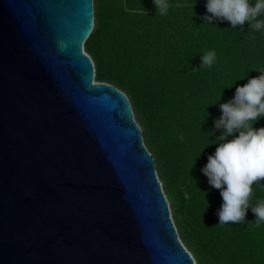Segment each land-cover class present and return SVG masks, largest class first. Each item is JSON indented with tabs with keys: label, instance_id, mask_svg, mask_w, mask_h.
<instances>
[{
	"label": "water",
	"instance_id": "obj_1",
	"mask_svg": "<svg viewBox=\"0 0 264 264\" xmlns=\"http://www.w3.org/2000/svg\"><path fill=\"white\" fill-rule=\"evenodd\" d=\"M93 0H0V264H194L126 94L94 80Z\"/></svg>",
	"mask_w": 264,
	"mask_h": 264
},
{
	"label": "trees",
	"instance_id": "obj_2",
	"mask_svg": "<svg viewBox=\"0 0 264 264\" xmlns=\"http://www.w3.org/2000/svg\"><path fill=\"white\" fill-rule=\"evenodd\" d=\"M166 3L167 13L157 16L153 0H93V27L83 50L94 80L128 97L178 236L194 262L264 264V221L256 224L250 207L247 223L218 225L223 200L202 171L222 142L216 140L222 130L214 126L222 115L219 104L264 72V26L249 34L250 23L234 29L226 20L209 24L200 19L210 15L207 0ZM257 19L264 20V11ZM211 52L212 65L199 69L201 57ZM253 127H264V118ZM249 204H264V181L252 185Z\"/></svg>",
	"mask_w": 264,
	"mask_h": 264
},
{
	"label": "clouds",
	"instance_id": "obj_3",
	"mask_svg": "<svg viewBox=\"0 0 264 264\" xmlns=\"http://www.w3.org/2000/svg\"><path fill=\"white\" fill-rule=\"evenodd\" d=\"M153 3L157 16L165 15L170 7L166 0H153ZM125 8L127 10V6ZM206 8L210 15L200 19L209 24L226 20L234 29L250 23L249 34L264 26V20L257 19L264 11V0H257L254 5L249 0H207ZM141 11L147 13L143 7ZM214 56V52L204 54L199 69L211 66ZM219 107L222 115L215 120L214 126L222 130L216 138L222 142L218 143L214 155L208 156V162L202 169L210 186L220 191L223 200L217 213L218 225L247 223L246 215L250 207L257 217L255 223L259 224L264 221V204L250 206L249 199L252 185L264 181V127H253L264 118V72L236 87L233 99L220 103ZM250 121L255 123L249 124Z\"/></svg>",
	"mask_w": 264,
	"mask_h": 264
},
{
	"label": "rangeland",
	"instance_id": "obj_4",
	"mask_svg": "<svg viewBox=\"0 0 264 264\" xmlns=\"http://www.w3.org/2000/svg\"><path fill=\"white\" fill-rule=\"evenodd\" d=\"M194 264H196V263L194 262Z\"/></svg>",
	"mask_w": 264,
	"mask_h": 264
}]
</instances>
